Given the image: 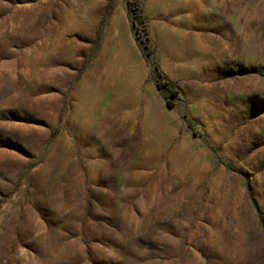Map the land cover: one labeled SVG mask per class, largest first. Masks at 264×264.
Listing matches in <instances>:
<instances>
[{"label":"rangeland","instance_id":"374dc122","mask_svg":"<svg viewBox=\"0 0 264 264\" xmlns=\"http://www.w3.org/2000/svg\"><path fill=\"white\" fill-rule=\"evenodd\" d=\"M136 1L0 0V264H264V0Z\"/></svg>","mask_w":264,"mask_h":264},{"label":"trees","instance_id":"16d2710c","mask_svg":"<svg viewBox=\"0 0 264 264\" xmlns=\"http://www.w3.org/2000/svg\"><path fill=\"white\" fill-rule=\"evenodd\" d=\"M136 8L135 9H132L131 13L133 14V27L135 29V32L138 34L140 32V30H143L146 34V43H143L145 44L144 45V48L145 49H148L150 48L151 50V47H150V39H149V36L147 35V29H146V26L144 24V19H143V16H142V13H141V9H140V5H139V1L137 0L136 1ZM110 7L107 8V10L109 9ZM140 22V23H139ZM142 26V27H141ZM140 27L142 29H140ZM156 71L158 72L159 75H162L163 76V72L160 71V68L159 67H156ZM156 83V86L161 89V90H164L166 93H167V96H169V98L166 99V103H167V106L169 108H174L176 105L175 103H173L171 100L172 99H176L179 97V91L178 89H175L173 83L169 80V79H164V82L162 83V81L158 80V78L156 79L155 81ZM260 220L262 222V226H263V232H264V216L262 213H260Z\"/></svg>","mask_w":264,"mask_h":264}]
</instances>
